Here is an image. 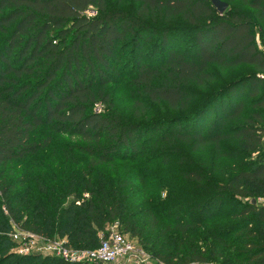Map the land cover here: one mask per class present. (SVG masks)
Segmentation results:
<instances>
[{"label": "trees", "instance_id": "obj_1", "mask_svg": "<svg viewBox=\"0 0 264 264\" xmlns=\"http://www.w3.org/2000/svg\"><path fill=\"white\" fill-rule=\"evenodd\" d=\"M133 1L138 5L134 11L111 10L107 0H0V192L12 217L24 221L23 228L64 239L75 249L98 248L108 235L106 225L125 222V204L109 187L87 189L90 198L79 208L74 202L63 206L60 184L49 185L47 195L39 197L12 195L26 187L29 174L5 184L4 170L50 145V139L32 140L38 129L67 137L70 152L87 158L89 173L143 158L160 143L186 145L194 152L213 148L217 157L227 142L264 153V0H222L229 4L223 15L210 0ZM153 37L158 40L148 49ZM239 68L249 70L201 99L199 91L215 84L218 73ZM127 70L140 98L166 106L170 116L143 118L148 111L140 99L132 119L118 114L111 87ZM97 106L103 110L95 111ZM212 166L183 176L206 187L217 170ZM211 183L215 192L195 205L197 217L178 214L172 228L156 238L131 234L162 264H203L210 258L218 264H264V205L233 200L237 206L229 218L243 219L238 239L231 240V229L211 226L216 199L252 198L257 196L252 185L264 189V161L242 168L224 184ZM1 202L0 226L5 221ZM199 229L209 243L202 253L183 251L166 236ZM7 245L14 246L0 237V250ZM7 259L1 257L0 264L10 259L14 264H68L37 254Z\"/></svg>", "mask_w": 264, "mask_h": 264}, {"label": "rangeland", "instance_id": "obj_2", "mask_svg": "<svg viewBox=\"0 0 264 264\" xmlns=\"http://www.w3.org/2000/svg\"><path fill=\"white\" fill-rule=\"evenodd\" d=\"M111 10L122 9L134 11L137 4L133 0H107ZM249 14L253 12L245 9ZM94 15V13H90ZM257 42L262 47L260 28L255 30ZM158 37H153L148 44V49L156 43ZM157 63V62H156ZM155 63V64H156ZM154 64V62H152ZM248 68L230 70L226 73L217 74L215 84L206 90L199 91L201 99L208 97L217 91L224 80L238 78L241 74L247 72ZM132 75L129 70L122 75L120 81L112 85L111 92L114 103V109L125 119H132L137 111L135 102L140 99L144 102V109L148 111L145 118H167L171 112L164 105H153L148 101L141 99L137 87L131 82ZM103 110V107H95V111ZM142 110V109H141ZM50 139V145L41 150L37 155L28 157L25 160L13 163L4 170L5 184L10 180L24 178L28 176V184L26 187H18L13 194H20V199L24 196L39 197L49 191V185H61L65 193L63 206H67L74 202V207L79 208L84 200L90 198V193L86 190L92 189H108L113 190L118 196V201L124 202L122 206L123 215L121 218L125 222L118 220L114 223L106 225L103 232L111 229L122 232L121 234L133 244L134 253L127 257L120 264H162L157 258L147 250V248L139 241L138 237L131 234L133 230L136 234H146L156 238L166 228H172L175 218L178 214H188L189 217L198 216V208L195 205H201L204 200L213 196L215 192V181L226 183L233 178L239 170L250 166V164H259L264 161V153H250L243 151L240 147L231 143H224L222 157H217L213 148L194 152L189 146L178 145L177 147H167L165 144H157L152 146L143 158L133 162L116 161L110 165H106L100 169L90 172L87 168V158L79 154H72L69 150L71 143L67 137L52 134L45 128L38 129L33 135L34 142L43 143ZM161 145V146H160ZM220 158V159H219ZM218 159V160H217ZM217 166V170L210 174L211 181L206 187H199L188 182L183 172L187 170H206L211 169L212 165ZM214 182V187L213 183ZM56 188V187H53ZM257 193L256 197L237 199L232 196L219 197L216 199L215 213L211 226L218 228H228L235 232L231 240L238 239L242 233H238L243 225V219H231L229 214L239 202L256 201L257 205H264V189L252 185ZM63 193V194H64ZM1 210L4 212V223L0 226V237L8 238L14 246L7 245L5 249L0 250V258L9 260L13 255L30 256L20 253L19 245L14 240L16 232L25 233L32 232L23 228L21 219L17 216L12 217V213L7 208L6 198L0 192ZM236 202H234V201ZM20 202V201H19ZM201 203V204H200ZM18 205V204H17ZM16 205V206H17ZM16 213L19 212L14 207ZM32 210V209H31ZM214 213V214H215ZM26 220V217H24ZM117 227H116V226ZM204 230L199 229L196 232L181 235L179 231H168L169 241L179 242L183 251L188 249H196L202 253L209 246ZM103 233L101 232L100 235ZM264 238V234H262ZM82 250V249H75ZM33 255V254H31ZM15 259H10L6 264H14ZM2 263V262H1ZM207 263L218 264L213 258ZM4 264V263H3ZM18 264H23L19 262ZM26 264V263H25ZM39 264V263H35ZM91 264V263H87Z\"/></svg>", "mask_w": 264, "mask_h": 264}, {"label": "built area", "instance_id": "obj_3", "mask_svg": "<svg viewBox=\"0 0 264 264\" xmlns=\"http://www.w3.org/2000/svg\"><path fill=\"white\" fill-rule=\"evenodd\" d=\"M13 237L24 255L52 256L68 264H120L135 251L133 244L120 231L112 229L106 237H102L101 245L96 249L75 250L64 239H53L34 232H16Z\"/></svg>", "mask_w": 264, "mask_h": 264}, {"label": "water", "instance_id": "obj_4", "mask_svg": "<svg viewBox=\"0 0 264 264\" xmlns=\"http://www.w3.org/2000/svg\"><path fill=\"white\" fill-rule=\"evenodd\" d=\"M212 3V6L216 9L219 15H223L227 12L229 9V4L222 1V0H210ZM254 204H256V201H253Z\"/></svg>", "mask_w": 264, "mask_h": 264}]
</instances>
